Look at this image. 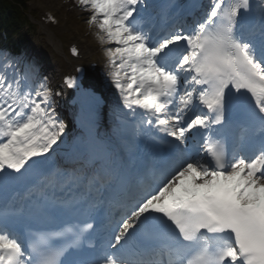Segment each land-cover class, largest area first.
<instances>
[{"label":"snow or ice","instance_id":"1","mask_svg":"<svg viewBox=\"0 0 264 264\" xmlns=\"http://www.w3.org/2000/svg\"><path fill=\"white\" fill-rule=\"evenodd\" d=\"M77 5L90 11L98 41L116 45L105 53L122 118L148 135L159 161L135 194L122 195L119 218L91 260L72 257L94 224L19 227L25 207L9 205L0 211V264H264V0L259 27L249 30L237 25L251 0H210L191 25L160 28L149 23L146 0ZM64 83L80 87L76 76ZM52 95L30 64L0 53V183L27 172L33 158L46 160L65 134ZM234 110L258 138L230 150L219 130ZM80 178L75 170L65 177ZM69 206L45 211L55 217Z\"/></svg>","mask_w":264,"mask_h":264},{"label":"bare ground","instance_id":"2","mask_svg":"<svg viewBox=\"0 0 264 264\" xmlns=\"http://www.w3.org/2000/svg\"><path fill=\"white\" fill-rule=\"evenodd\" d=\"M38 3H39V6H40V9L42 12H46V13H57L58 16H62V13H63V10H64V5L62 6L61 2L63 0H36ZM73 12V8L70 7V13ZM75 18L74 15H70V20H71V23H72V30L70 32V36L72 34H75L77 35V32L83 37L84 39V43H85V47L87 49H89V53L86 57V59H90L91 55H93V57H97V60L99 62L103 61L104 60V56L103 54L100 53V51L98 50L96 44L94 41H91V42H88L87 43V39L85 38L86 37V31L85 29L81 28V26L77 25L74 23L73 19ZM42 25H44V27L46 28H41L42 29V32L45 34V36L47 37V41L50 43L51 46H53V49L56 53V55H58V53H62L63 55H65L62 51V43L56 38V35L53 31V27L50 23H46V22H41ZM75 27H74V26ZM60 29H65L64 26H61ZM91 39V38H90ZM84 47V46H83ZM56 55L53 57L55 58ZM65 57L67 58L66 60L69 61L70 64H72V61L65 55ZM96 57L93 58V61H96ZM84 59V58H83ZM48 64V69H53L52 70V74L54 75V77L52 78V83H54V85L51 87V89L53 90V95L51 97V105L54 107L53 109L55 110V114H56V117L61 115L59 114L60 112H64L65 114H67V110L65 109L66 106L64 104V97L61 96L60 94V90H59V84L60 83L59 81L61 80V77H60V72L61 71L60 69H55L54 66H52L50 63H47ZM75 66V65H74ZM105 90V89H104ZM100 91H103L102 88H100ZM103 93L107 96L108 94V91H103ZM109 96V94H108ZM113 97L111 96L110 99H108L107 97V101L102 105V123H103V132L104 134H106L107 138L112 141V142H117L119 139H115L114 138V135H113V126H115V121H114V116H118L119 115V110L121 108L120 104L117 102V101H114L112 99ZM54 102H55V106H54ZM70 118V117H69ZM65 123L66 125V131H65V134H64V139L62 140V142H57V145H53V149H50V151L53 152V154L58 157L63 149H64V146H65V143L67 141V139L69 138V136L71 135L68 131V126L70 125V119H63L61 120ZM68 134V137L65 139V135ZM80 178V180L82 181H85V177H83L82 175H78Z\"/></svg>","mask_w":264,"mask_h":264},{"label":"rangeland","instance_id":"3","mask_svg":"<svg viewBox=\"0 0 264 264\" xmlns=\"http://www.w3.org/2000/svg\"><path fill=\"white\" fill-rule=\"evenodd\" d=\"M71 3H72L73 12H71L69 15L75 16V18L73 19L74 23L81 26V28L85 29V31L88 34L87 38H91L92 40L97 41L99 43V46L103 48L105 44H101L98 41L97 36H96L98 29L95 26L89 25L87 23V20L90 15V11L88 9L78 6L77 0H71ZM31 30L33 31L32 35L28 34L27 37L31 38L32 41L36 40L39 43L33 46L32 49H27V51L24 53V56H23L25 58L24 63L30 64L33 67L34 80L36 81L37 84L40 81H44V78H45L48 86H50V80L46 76L44 78L42 76L41 78H38L39 76L38 70L45 65L43 51H45L44 48H47V44L45 42V39L40 30V26L38 24L34 23V26L31 25L30 31ZM110 70H111V66L108 64V58H107V63L104 65L103 71L97 73L96 77H98L101 80V83H102L101 87L108 89L109 99L112 96L113 97L112 99L114 101H117L121 106V109L119 110V115L114 116V121L116 125L113 126V130L115 131L113 135H114V138L116 136L117 138L122 139V136L126 132L129 121H126L122 118V111H127V110L123 109L122 103L119 100V92L115 88L114 84L111 81V78L108 75ZM36 77H37V80H36ZM62 118L64 119L65 116H62Z\"/></svg>","mask_w":264,"mask_h":264},{"label":"trees","instance_id":"4","mask_svg":"<svg viewBox=\"0 0 264 264\" xmlns=\"http://www.w3.org/2000/svg\"><path fill=\"white\" fill-rule=\"evenodd\" d=\"M21 2V0H0V43L9 45L15 53L18 50V41L13 35L18 30L17 21L23 17L18 7ZM1 31L4 32L5 37L2 36Z\"/></svg>","mask_w":264,"mask_h":264}]
</instances>
